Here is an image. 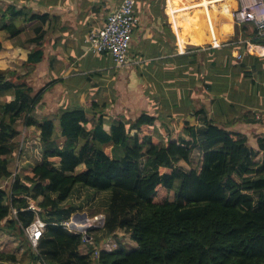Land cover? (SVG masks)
Returning a JSON list of instances; mask_svg holds the SVG:
<instances>
[{"label":"trees","instance_id":"trees-1","mask_svg":"<svg viewBox=\"0 0 264 264\" xmlns=\"http://www.w3.org/2000/svg\"><path fill=\"white\" fill-rule=\"evenodd\" d=\"M6 13L0 8V30L10 28ZM21 31L14 26L11 35ZM247 34L251 43L263 44L264 37L254 29ZM33 42L38 48L29 54L27 63L32 65L43 58L41 29ZM10 76L14 73L0 71V97L13 95L10 102L0 99V180L14 174L9 156L17 148L19 119L40 131L41 142V159L31 174L17 170L9 191L0 186V231L21 239L27 264H264V136L255 151L246 136L226 130L204 113L201 126L185 122L186 136L160 143L149 130L156 117L146 112L129 126L120 122L107 133L103 114L75 108L60 114L65 140L59 148L54 122L32 116L37 99L32 88ZM196 147L202 157L193 168ZM76 186L110 192L105 233L116 238L118 231L129 233L136 247L118 239L112 250L99 248L93 235L83 253L82 235L54 224L76 211L69 201ZM31 200L46 222L36 248L25 232L36 217L29 209ZM0 259V264H24L7 251H0Z\"/></svg>","mask_w":264,"mask_h":264},{"label":"crops","instance_id":"crops-1","mask_svg":"<svg viewBox=\"0 0 264 264\" xmlns=\"http://www.w3.org/2000/svg\"><path fill=\"white\" fill-rule=\"evenodd\" d=\"M120 2L0 0L10 27L0 30V71L14 73L10 77L16 83L32 88L31 96L37 97L32 116L54 122L59 148L65 140L61 136L60 114L84 108L97 117L103 114L107 133L120 122L129 126L143 112L155 116L149 130L154 142L160 143L186 136L185 122L199 127L206 113L219 126L246 136L248 145L258 151L259 138L264 136V42L251 43L249 30L237 27L239 23L231 9L237 8L241 0H136L138 24L134 34L138 36L133 34L136 41L132 38L129 64L123 68L117 67L108 53L90 52L85 42L89 30L102 27ZM31 16L36 18L30 21ZM14 26L22 31L12 36ZM39 29L43 58L32 65L27 60L31 51L38 48L33 39ZM12 96L3 93L0 98L10 102ZM94 123L88 124V131ZM17 127L28 133L22 154L32 153L31 135H39L40 131L22 123ZM135 131L132 129V133ZM37 139L39 162L41 142ZM85 140L83 137L79 144ZM113 149L111 144L107 146L108 151ZM261 154L264 156V151ZM192 162L191 156V166L195 168ZM84 167L83 164L79 169ZM73 205L78 209L73 214H89ZM101 213L105 214V210ZM104 231L95 230L91 236L98 237L99 248H116L119 238L111 234L102 238ZM1 232L3 236L8 234ZM136 245L134 242L130 247ZM88 247L84 243L82 252L86 253ZM16 249L0 251L13 253L27 264L21 242Z\"/></svg>","mask_w":264,"mask_h":264},{"label":"built area","instance_id":"built-area-1","mask_svg":"<svg viewBox=\"0 0 264 264\" xmlns=\"http://www.w3.org/2000/svg\"><path fill=\"white\" fill-rule=\"evenodd\" d=\"M136 0H122L118 8L113 10L100 28H91L86 35L85 42L88 50L93 53H108L119 68L129 64V49L135 27L138 24L136 15ZM235 20L239 24H249L256 31L257 36L264 37V0H241L240 5L233 11ZM29 209L35 214V220L25 229L34 248L46 227L39 213L40 208L31 200ZM13 217H17V210L12 208ZM105 214L89 215L87 213L73 214L70 218L54 222L70 233L81 234L83 242H92L94 230L103 229Z\"/></svg>","mask_w":264,"mask_h":264},{"label":"rangeland","instance_id":"rangeland-1","mask_svg":"<svg viewBox=\"0 0 264 264\" xmlns=\"http://www.w3.org/2000/svg\"><path fill=\"white\" fill-rule=\"evenodd\" d=\"M234 10H236V8L233 10L231 9V11H234ZM211 15H212V12H211ZM232 15L234 16V14H232ZM187 16H188V14H187ZM197 16H198V14H196V17ZM233 16H231V18ZM234 19H235V17H234ZM235 22H237V21L235 20ZM237 27L241 28L242 30H244V28H245L246 30H249V31H252L251 28H253L252 26H248V25L246 26L243 24H238ZM134 35L138 36V34H134ZM133 41H136V37H135V39L133 38ZM133 41L131 42V44H133ZM19 120H21V119H19ZM21 123H22V121H20L19 124H21ZM20 132L21 133L17 139V148L15 149L14 153L11 156H9V158H10V169L13 171L14 174L17 172V170L20 171L22 174H28V173L31 174L33 164H36L38 162L37 158L40 157V152L39 151L36 152L38 142H39V139H37V137H39V135H37L35 133H33L31 135L32 141L30 144H32L33 152L31 153L30 151L29 152L27 151V152H25L26 154L25 153L22 154V152H23L22 148H25L26 144H27L26 136L28 133L24 132V129H22V128H21ZM35 139L37 142L33 143V140H35ZM198 140L201 141V137H199ZM198 149L199 150H196V148L193 149V151L191 153L192 161H193L192 163H193V166L195 168L199 166V162H200L199 158L201 155V149L200 148H198ZM29 150H30V148H29ZM25 158L27 160H25ZM181 166L184 168L183 170H185V171L189 169L185 165H181ZM14 174H13V177H14ZM13 177L9 178L7 180H0V186L9 191L11 188L12 182H13ZM82 188H83V186H80L74 190L72 198L70 200L71 203L79 205L80 210L81 209L87 210V212L90 215L102 214L101 212H104L105 208L109 204L110 192L109 191L99 192V191L91 189V188H86V187H84L85 189H82ZM169 195L172 197L173 192ZM77 210L78 209L76 208V211ZM79 212H83V211H79ZM11 215L13 216L12 213H11ZM8 234H9V232H8ZM8 234L6 236H3L2 232L0 231V250H8V251L10 250L11 252L16 251L17 250L16 247L20 244L21 239L19 237H16V236H12V235L10 236V234L9 235ZM108 235L109 234H107V233L100 234V236L102 238L107 237ZM108 238L111 239L112 237H108ZM118 238L119 239L121 238V240L123 238L122 241L127 243V246H131V244H134V241H132L130 234L126 233L124 231H122V233L118 234L117 239Z\"/></svg>","mask_w":264,"mask_h":264},{"label":"bare ground","instance_id":"bare-ground-1","mask_svg":"<svg viewBox=\"0 0 264 264\" xmlns=\"http://www.w3.org/2000/svg\"><path fill=\"white\" fill-rule=\"evenodd\" d=\"M34 1H36V0H34ZM134 34V33H133ZM132 38H133V36H132ZM94 107V106H93ZM2 109V108H1ZM140 119V118H139ZM142 120V119H141ZM139 121V120H138ZM130 138V137H129ZM72 142V141H71ZM132 143V142H131ZM131 145V144H130ZM100 149V148H99ZM111 151V150H110ZM75 154V153H74ZM98 154V153H97ZM10 159V158H9ZM79 159V158H78ZM58 160H60V159H58ZM30 167V166H29ZM88 167V166H87ZM30 178V177H29ZM49 183H50V181H49ZM13 214V213H12ZM13 216H14V214H13ZM4 230V229H3ZM116 239V238H115ZM29 242V241H28ZM22 246V245H21ZM30 246V245H29ZM25 247V246H24ZM43 257V256H42ZM0 260H2V259H0Z\"/></svg>","mask_w":264,"mask_h":264},{"label":"water","instance_id":"water-1","mask_svg":"<svg viewBox=\"0 0 264 264\" xmlns=\"http://www.w3.org/2000/svg\"><path fill=\"white\" fill-rule=\"evenodd\" d=\"M190 118H193V116H190ZM189 119V118H188ZM79 214V212H76V215Z\"/></svg>","mask_w":264,"mask_h":264}]
</instances>
